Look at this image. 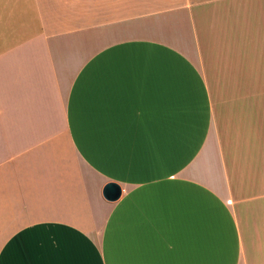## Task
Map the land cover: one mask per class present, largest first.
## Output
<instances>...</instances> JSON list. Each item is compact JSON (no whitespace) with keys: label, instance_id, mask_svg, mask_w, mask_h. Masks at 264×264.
Instances as JSON below:
<instances>
[{"label":"crops","instance_id":"crops-1","mask_svg":"<svg viewBox=\"0 0 264 264\" xmlns=\"http://www.w3.org/2000/svg\"><path fill=\"white\" fill-rule=\"evenodd\" d=\"M0 264H264V0H0Z\"/></svg>","mask_w":264,"mask_h":264},{"label":"water","instance_id":"water-1","mask_svg":"<svg viewBox=\"0 0 264 264\" xmlns=\"http://www.w3.org/2000/svg\"><path fill=\"white\" fill-rule=\"evenodd\" d=\"M101 195L107 201H115L120 195V189L113 183H107L102 188Z\"/></svg>","mask_w":264,"mask_h":264}]
</instances>
